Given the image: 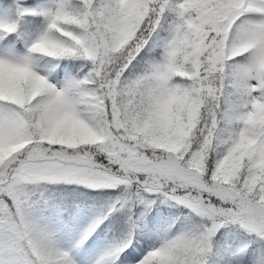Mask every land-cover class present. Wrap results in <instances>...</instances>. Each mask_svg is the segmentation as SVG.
Wrapping results in <instances>:
<instances>
[{
  "label": "snow or ice",
  "instance_id": "1",
  "mask_svg": "<svg viewBox=\"0 0 264 264\" xmlns=\"http://www.w3.org/2000/svg\"><path fill=\"white\" fill-rule=\"evenodd\" d=\"M0 264H264V0H0Z\"/></svg>",
  "mask_w": 264,
  "mask_h": 264
}]
</instances>
